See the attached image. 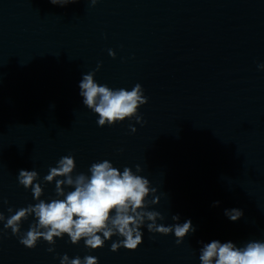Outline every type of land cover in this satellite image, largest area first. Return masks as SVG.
Returning a JSON list of instances; mask_svg holds the SVG:
<instances>
[{
	"label": "water",
	"instance_id": "water-1",
	"mask_svg": "<svg viewBox=\"0 0 264 264\" xmlns=\"http://www.w3.org/2000/svg\"><path fill=\"white\" fill-rule=\"evenodd\" d=\"M261 64L264 0H77L63 7L0 0V212L7 218L37 202L18 183L20 170L37 171L43 182L72 155L73 175H90L91 164L105 159L121 171L139 165L157 189L159 203L148 208L165 217L157 224L177 223L178 214L196 229L177 244L174 232L145 225L136 250L113 252L122 238L89 250L65 235L29 249L0 222V264H60L65 254L92 255L99 264H201V241H264ZM92 71L113 89L142 85L143 124L132 118L98 126L79 94ZM54 197L55 182L46 184L41 199ZM233 208L243 211L235 222L225 215Z\"/></svg>",
	"mask_w": 264,
	"mask_h": 264
},
{
	"label": "clouds",
	"instance_id": "clouds-1",
	"mask_svg": "<svg viewBox=\"0 0 264 264\" xmlns=\"http://www.w3.org/2000/svg\"><path fill=\"white\" fill-rule=\"evenodd\" d=\"M53 5L66 6L77 0H49ZM98 0H91L95 5ZM109 55L115 58V52L109 50ZM100 65H97L99 70ZM264 69V64L258 65ZM95 71L84 74L79 82L80 96L83 105L98 115L97 124L100 127L114 126L117 123L135 118L137 123L143 124V117L139 108L148 103L141 84H135L131 90L125 88L113 89L108 85H101L95 80ZM130 131L136 128L129 125ZM76 169L75 157L67 155L61 157L56 166L50 167L49 174L39 180L35 170H20L18 183L25 189H31L35 204H29L15 210L8 208L11 214L5 217L0 212V222L5 230L19 237V242L32 249L43 239L49 245H55L56 238L67 235L72 244L84 241L89 250L102 248L105 241L117 236L122 239L111 244V251H118L121 247L134 251L143 242L141 229L146 225L151 233L168 235L174 232L176 243L180 244L189 233L196 231L191 220L179 223L180 216L173 215L169 226L157 224L165 217L158 211L148 210L152 204L159 203L156 196L157 189L150 186V181L140 175L142 169L136 166H125L123 171L115 167L109 160L97 161L91 164L88 172L73 175ZM62 178V179H57ZM55 182V197L47 201L41 199L44 186ZM66 189H71L67 190ZM149 196L154 198L149 200ZM6 202V201H5ZM214 202V206L219 205ZM225 215L233 222L243 216L241 209H226ZM30 216L34 221L26 232H21L22 223ZM6 221V222H5ZM199 260L201 264H264V241L254 240L238 247L234 242L212 240L209 243L200 242ZM49 247L48 252H54ZM60 264H99L98 257L86 255L69 258L67 254L60 259Z\"/></svg>",
	"mask_w": 264,
	"mask_h": 264
}]
</instances>
